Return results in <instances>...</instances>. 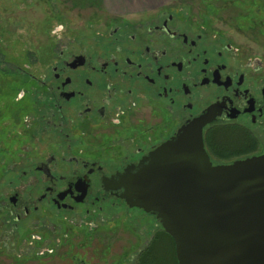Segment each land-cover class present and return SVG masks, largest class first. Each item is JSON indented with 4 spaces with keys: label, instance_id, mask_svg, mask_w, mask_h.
<instances>
[{
    "label": "flooded vegetation",
    "instance_id": "1",
    "mask_svg": "<svg viewBox=\"0 0 264 264\" xmlns=\"http://www.w3.org/2000/svg\"><path fill=\"white\" fill-rule=\"evenodd\" d=\"M200 5L95 13L88 45L57 35L43 70H0L1 179L19 170L0 195V239L53 220L65 235L136 221L118 177L199 119L213 166L264 154V62L219 30L217 8ZM207 138H227L238 155L216 158Z\"/></svg>",
    "mask_w": 264,
    "mask_h": 264
},
{
    "label": "rangeland",
    "instance_id": "2",
    "mask_svg": "<svg viewBox=\"0 0 264 264\" xmlns=\"http://www.w3.org/2000/svg\"><path fill=\"white\" fill-rule=\"evenodd\" d=\"M175 1L217 8L219 30L237 46L247 48L252 57L264 62V9L253 14L254 7L263 6L264 0H0V70L15 71L24 63H29L32 70H43L57 35L74 39L81 46L88 45L95 33V27L88 24L95 13L161 7ZM1 74L0 89L4 90L6 84L2 78L5 77ZM2 156L7 157L4 153ZM18 173L19 170L2 179L0 175V195L9 192V178L15 180ZM17 188L14 192L23 194L22 187ZM146 215L138 210L131 213L132 219L137 217L132 223L120 217L117 225L105 224L103 229L89 234L84 229L65 235L54 220L38 233L25 231L18 238L4 234L0 239L3 242L0 243V264H136L140 251L162 231L160 226L153 227ZM151 225L152 229H146L153 230L149 237L144 228ZM60 232L62 244L56 236ZM37 237L42 239L39 244L33 241ZM163 238L170 252L171 242ZM50 249L53 255H46ZM43 252L45 255L40 254Z\"/></svg>",
    "mask_w": 264,
    "mask_h": 264
},
{
    "label": "water",
    "instance_id": "3",
    "mask_svg": "<svg viewBox=\"0 0 264 264\" xmlns=\"http://www.w3.org/2000/svg\"><path fill=\"white\" fill-rule=\"evenodd\" d=\"M199 119L118 177L129 208L153 216L178 264H264V154L213 166Z\"/></svg>",
    "mask_w": 264,
    "mask_h": 264
},
{
    "label": "trees",
    "instance_id": "4",
    "mask_svg": "<svg viewBox=\"0 0 264 264\" xmlns=\"http://www.w3.org/2000/svg\"><path fill=\"white\" fill-rule=\"evenodd\" d=\"M261 9H264V5L263 6L256 5L253 9V14L260 12ZM1 96L2 95L0 94V97ZM207 139L210 142L209 147L212 151V155L215 156L216 158L220 160H229L231 159V157L238 155L228 146L227 138H221V143H220L221 147H215L213 145L214 144L213 138H207ZM163 237L169 238L171 242L170 252L164 245ZM136 264H178L175 256L174 242L171 239V237L163 231L157 233L151 239L149 245L146 248H144L142 251H140Z\"/></svg>",
    "mask_w": 264,
    "mask_h": 264
},
{
    "label": "crops",
    "instance_id": "5",
    "mask_svg": "<svg viewBox=\"0 0 264 264\" xmlns=\"http://www.w3.org/2000/svg\"><path fill=\"white\" fill-rule=\"evenodd\" d=\"M51 253H52V254H51ZM47 254H48V255H53V252H49V253H47ZM47 254H46V255H47Z\"/></svg>",
    "mask_w": 264,
    "mask_h": 264
}]
</instances>
